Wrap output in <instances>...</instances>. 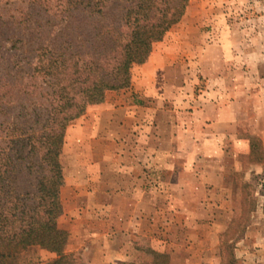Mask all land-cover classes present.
<instances>
[{"label":"crops","instance_id":"1","mask_svg":"<svg viewBox=\"0 0 264 264\" xmlns=\"http://www.w3.org/2000/svg\"><path fill=\"white\" fill-rule=\"evenodd\" d=\"M155 45L148 60L132 69L127 88L108 91L67 128L86 159L78 156V175L66 177L59 227L70 233L66 253L82 255L86 264L132 261L141 243L171 255L180 235L197 240L201 219L215 212L228 190L236 156L253 155L250 139L241 142L243 151L238 148L233 103L188 95L193 63L184 59L186 48L168 36ZM167 70L186 73L175 80L164 75ZM227 126L228 134L222 131ZM227 135L229 148L222 144ZM54 258L30 246L9 263L47 264Z\"/></svg>","mask_w":264,"mask_h":264},{"label":"rangeland","instance_id":"2","mask_svg":"<svg viewBox=\"0 0 264 264\" xmlns=\"http://www.w3.org/2000/svg\"><path fill=\"white\" fill-rule=\"evenodd\" d=\"M72 8L71 0H0V166L8 165L9 183L20 195L35 193L39 177L36 165L31 173L28 171L30 164H37V157L27 156L29 148L23 146L31 126L29 115L40 104L41 82L38 80L35 96H29L25 88L30 82L28 76L37 64L40 49L54 43L61 29L73 22L69 15ZM167 36L186 48L188 58L184 59L193 63L187 72L192 81L188 95L233 103L237 118L232 126L237 128L238 148L243 151L241 142L250 139L253 155L238 153V168L230 169L228 190L216 202L215 212L201 219L197 240L190 236L181 239L180 235L172 254L162 262L264 264V0H190L185 16ZM191 48L201 49V55ZM137 65L140 64L132 69ZM185 73L167 70L164 75L179 80ZM15 82L20 88L14 92ZM33 130L40 131V126L36 124ZM223 130L230 132L228 126ZM226 138L222 144L229 148V135ZM64 142L63 187L67 176L76 177L77 157L86 159V152L76 149L67 129ZM229 156L226 160L234 163L235 158ZM14 162L17 168L11 171ZM76 185L85 191V183ZM61 215L59 226L63 225ZM139 249L141 254L125 263L152 264L153 250L146 243H141ZM66 255L73 264H86L82 255ZM11 259L5 264H11Z\"/></svg>","mask_w":264,"mask_h":264},{"label":"trees","instance_id":"3","mask_svg":"<svg viewBox=\"0 0 264 264\" xmlns=\"http://www.w3.org/2000/svg\"><path fill=\"white\" fill-rule=\"evenodd\" d=\"M189 2L71 0L73 22L61 29L54 43L40 49L25 87L29 96H35L41 82L40 104L29 115L31 126L23 145L29 148L27 156L37 157V164L28 168L31 173L37 167L36 192L17 194L10 184L8 165L0 166V264L34 245L57 255L50 264L74 263L66 255L70 233L58 225L67 126L89 105L103 102L108 91L130 85L133 65L148 60L153 45L185 16ZM19 88L15 82L13 91ZM36 124L38 132L33 130ZM5 156L9 161V155ZM10 166L11 171L17 168L16 162ZM152 254V264H164L162 260L168 258L155 251Z\"/></svg>","mask_w":264,"mask_h":264}]
</instances>
